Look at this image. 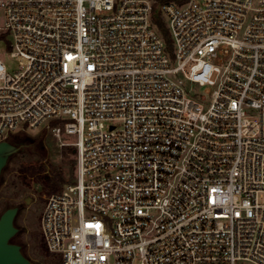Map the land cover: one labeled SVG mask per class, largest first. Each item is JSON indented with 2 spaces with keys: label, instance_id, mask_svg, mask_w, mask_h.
<instances>
[{
  "label": "built area",
  "instance_id": "2783aa9c",
  "mask_svg": "<svg viewBox=\"0 0 264 264\" xmlns=\"http://www.w3.org/2000/svg\"><path fill=\"white\" fill-rule=\"evenodd\" d=\"M154 5L0 0V142L73 138L40 218L62 264H264V0L164 3L170 43Z\"/></svg>",
  "mask_w": 264,
  "mask_h": 264
},
{
  "label": "rangeland",
  "instance_id": "374dc122",
  "mask_svg": "<svg viewBox=\"0 0 264 264\" xmlns=\"http://www.w3.org/2000/svg\"><path fill=\"white\" fill-rule=\"evenodd\" d=\"M0 59L5 63L8 73L19 70V60L11 55V47L6 40H0ZM214 89L209 84L200 87V91L206 95ZM22 132V140L12 142L18 150L8 154L0 176V215L8 208H17L14 218L17 232L12 242L21 246L30 264H45L44 254L33 246L35 233L40 232V218L46 197L60 191L75 178L74 148L62 142H71L73 138L65 136L59 140L47 126ZM12 135L17 137L19 132ZM48 179L59 180L56 190L46 185ZM48 257L54 255L48 254Z\"/></svg>",
  "mask_w": 264,
  "mask_h": 264
},
{
  "label": "water",
  "instance_id": "95a60500",
  "mask_svg": "<svg viewBox=\"0 0 264 264\" xmlns=\"http://www.w3.org/2000/svg\"><path fill=\"white\" fill-rule=\"evenodd\" d=\"M18 150L11 142H0V176L6 164L9 153ZM16 207L6 209L0 215V264H30V260L23 254L21 246L12 242L17 228L14 225Z\"/></svg>",
  "mask_w": 264,
  "mask_h": 264
},
{
  "label": "trees",
  "instance_id": "16d2710c",
  "mask_svg": "<svg viewBox=\"0 0 264 264\" xmlns=\"http://www.w3.org/2000/svg\"><path fill=\"white\" fill-rule=\"evenodd\" d=\"M186 1H188V0H155V5H154L152 17H153L154 23L156 24L157 28L159 29V31L161 32V34L164 36V38L166 39V41L168 43L171 42V38H170V35H169V31L167 29V26L165 24V19H164L163 14H162V12L160 10V6L162 4L168 3V2H176L178 4H182V3L186 2ZM0 37H1V35H0ZM22 135H23L22 131L19 132V135L17 137H15L14 135H10L7 138V141H9L11 143L12 142L13 143H15V142L17 143V140H18L20 142V140H22V137H23ZM58 184H59V180L58 181H54V180H50V179L46 180V185L52 190H56L58 188ZM35 235H36V239L34 241L33 246L39 252H41V254L42 253L44 254L45 264H62V257L60 255L50 253L47 250V247H46L45 242L43 240L41 231L40 232H36ZM39 235H41V238H40ZM48 254L54 255V257L49 258Z\"/></svg>",
  "mask_w": 264,
  "mask_h": 264
}]
</instances>
